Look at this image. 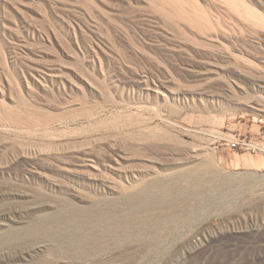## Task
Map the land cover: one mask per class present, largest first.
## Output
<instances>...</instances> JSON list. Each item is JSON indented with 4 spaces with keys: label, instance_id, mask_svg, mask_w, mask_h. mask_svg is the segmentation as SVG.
<instances>
[{
    "label": "rangeland",
    "instance_id": "obj_1",
    "mask_svg": "<svg viewBox=\"0 0 264 264\" xmlns=\"http://www.w3.org/2000/svg\"><path fill=\"white\" fill-rule=\"evenodd\" d=\"M260 118L264 0H0V264H264Z\"/></svg>",
    "mask_w": 264,
    "mask_h": 264
},
{
    "label": "built area",
    "instance_id": "obj_2",
    "mask_svg": "<svg viewBox=\"0 0 264 264\" xmlns=\"http://www.w3.org/2000/svg\"><path fill=\"white\" fill-rule=\"evenodd\" d=\"M258 122L260 123L261 126H264V119L260 118L258 119ZM222 141L224 142L223 145L227 146L230 149L233 150H250V151H254L257 148V145H255L254 143H252L251 141H248L247 137H238L236 135H233L232 138L230 139H222ZM220 146H217V149H219Z\"/></svg>",
    "mask_w": 264,
    "mask_h": 264
},
{
    "label": "bare ground",
    "instance_id": "obj_3",
    "mask_svg": "<svg viewBox=\"0 0 264 264\" xmlns=\"http://www.w3.org/2000/svg\"><path fill=\"white\" fill-rule=\"evenodd\" d=\"M243 8H245V7H243ZM240 12V11H239ZM261 21V20H260ZM261 23V22H260ZM259 77V76H258ZM241 79V78H240ZM246 84V83H245ZM233 85V84H232ZM232 88V87H231ZM232 90V89H231ZM249 91V90H248ZM232 92V91H231ZM236 92V91H235ZM250 93V92H249ZM257 101V100H256Z\"/></svg>",
    "mask_w": 264,
    "mask_h": 264
}]
</instances>
